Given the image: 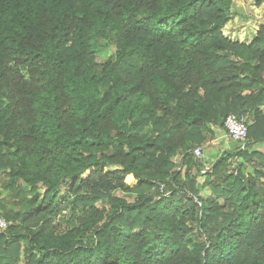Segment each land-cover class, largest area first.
I'll list each match as a JSON object with an SVG mask.
<instances>
[{"label": "trees", "instance_id": "1", "mask_svg": "<svg viewBox=\"0 0 264 264\" xmlns=\"http://www.w3.org/2000/svg\"><path fill=\"white\" fill-rule=\"evenodd\" d=\"M231 3L0 0V264H264V25L228 39ZM231 112L247 147L202 172Z\"/></svg>", "mask_w": 264, "mask_h": 264}, {"label": "rangeland", "instance_id": "2", "mask_svg": "<svg viewBox=\"0 0 264 264\" xmlns=\"http://www.w3.org/2000/svg\"><path fill=\"white\" fill-rule=\"evenodd\" d=\"M263 1L260 4H258L257 0H233V3H231V6H230L231 18L224 24L223 28L221 29L223 35L232 41H235V42L238 41V42L249 44L252 41L253 36H254L253 31L255 30L257 32L260 28L259 24L256 21L255 22L253 21L254 19H256V16L254 15L255 13L259 14L260 12H263L264 10L262 8ZM107 53L108 51L105 50L104 48L100 49L98 60L104 59L108 55ZM212 139H214V136H211V139L202 147L203 156L201 158V162L204 161L206 152L208 151L211 152V148H213V143L211 142ZM234 149H237V148L234 147L232 151H234ZM240 159L241 158L239 157L233 156L231 160L232 165L230 164L229 166H227V169H228L227 171L232 172L235 175L237 172V169H236L237 166L233 165V162H237L236 164H238ZM178 160L179 159H176V161ZM19 182L20 184L22 183L21 181ZM40 192L41 191H39V193ZM115 194L123 196L127 200H130V201H132L135 197V195L124 194L119 191L115 192ZM200 195L202 196V198L206 199L210 195L213 196L214 193L211 191L210 188L205 187L201 190ZM63 196H65L64 188H60V198H62ZM99 204L102 205L101 202H99Z\"/></svg>", "mask_w": 264, "mask_h": 264}, {"label": "crops", "instance_id": "3", "mask_svg": "<svg viewBox=\"0 0 264 264\" xmlns=\"http://www.w3.org/2000/svg\"><path fill=\"white\" fill-rule=\"evenodd\" d=\"M262 8L264 9V1L262 3ZM254 15L256 16V19H254L253 22L256 21L259 24V26L264 25V10L263 12H260L259 14L255 13ZM253 32L254 34L256 33L255 30ZM260 108L264 110V104L260 106ZM250 114H251L250 112L246 113L249 123L251 120ZM212 129H213L212 136H214V139H212L211 142L213 143V148H211V152L210 151L206 152V156L204 157V161H203V166L206 168H209L212 165L211 163L217 160V158H219L221 154L232 151L234 147H238V144L236 142L227 138V134L223 129V126H212ZM246 149H249V152H251V150H255L264 156V139L250 141L249 146ZM242 160L243 158L241 157L240 161ZM7 170L8 169L0 170V213L3 212L4 207L8 208V206H16L14 208H17L19 205L18 204L19 193L16 192V197L11 198L9 196V189L5 188V182L7 179ZM249 170L250 168H246V171ZM16 185H21V184L18 181ZM21 196H23V192H21ZM0 216H4V214H0Z\"/></svg>", "mask_w": 264, "mask_h": 264}, {"label": "built area", "instance_id": "4", "mask_svg": "<svg viewBox=\"0 0 264 264\" xmlns=\"http://www.w3.org/2000/svg\"><path fill=\"white\" fill-rule=\"evenodd\" d=\"M223 127L229 139L240 144L242 147L245 145L248 133V118L246 114L238 112L229 113L223 122ZM192 152L197 159H201L203 156L200 146L195 147ZM205 170L206 168L203 167L202 171L204 172ZM7 225L6 219L0 216V231L4 230Z\"/></svg>", "mask_w": 264, "mask_h": 264}, {"label": "clouds", "instance_id": "5", "mask_svg": "<svg viewBox=\"0 0 264 264\" xmlns=\"http://www.w3.org/2000/svg\"><path fill=\"white\" fill-rule=\"evenodd\" d=\"M249 124V123H248ZM238 144V143H237ZM239 146H240V148H242V149H244L245 147H246V143H245V145L242 147L240 144H238ZM193 153V152H192ZM198 160H201V159H198ZM202 167H204V166H202ZM206 168V167H205ZM202 170H203V168H202Z\"/></svg>", "mask_w": 264, "mask_h": 264}]
</instances>
